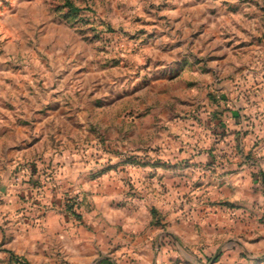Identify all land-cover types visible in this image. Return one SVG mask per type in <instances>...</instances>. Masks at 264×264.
Here are the masks:
<instances>
[{"label":"clouds","instance_id":"clouds-1","mask_svg":"<svg viewBox=\"0 0 264 264\" xmlns=\"http://www.w3.org/2000/svg\"><path fill=\"white\" fill-rule=\"evenodd\" d=\"M0 264H264V0H0Z\"/></svg>","mask_w":264,"mask_h":264}]
</instances>
